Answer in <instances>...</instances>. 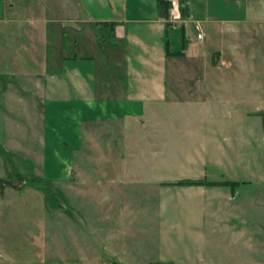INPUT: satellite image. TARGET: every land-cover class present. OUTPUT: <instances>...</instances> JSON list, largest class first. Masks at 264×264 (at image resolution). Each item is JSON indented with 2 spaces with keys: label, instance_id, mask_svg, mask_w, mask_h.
<instances>
[{
  "label": "rangeland",
  "instance_id": "obj_1",
  "mask_svg": "<svg viewBox=\"0 0 264 264\" xmlns=\"http://www.w3.org/2000/svg\"><path fill=\"white\" fill-rule=\"evenodd\" d=\"M79 2L17 0L24 34L32 31L31 20L43 21L51 29L63 25L55 21L83 16L78 15ZM88 12L97 16L100 11ZM73 42L72 52L88 54L79 34ZM249 53L245 62L250 61ZM262 69V73L232 74L229 84L221 82L222 88L214 90L208 106L197 104L192 94L194 74L188 72L180 85L168 84L167 106H150L144 117L133 122L99 123L109 127L107 135L99 137L92 129L77 137L75 130L68 132L63 116L53 122L46 115L42 122V106L40 115L35 106L25 107L24 117L18 118L22 129L17 140L22 147L18 152L10 148L8 139L14 132L9 127L4 137L8 147L0 146V264H102L108 260L117 264H264V246L255 250L250 246L254 242H248L245 250L224 249L231 239L222 229V203L209 192L199 194L176 184L184 179L228 181L225 178L231 175L241 179L243 170L237 160L221 162L226 168L223 174L215 170L216 160L202 151L199 143L211 140L210 132L218 131V126L230 131L237 126L241 134L246 132L247 149L252 147V156L259 157L261 147L257 149L250 130L259 131L264 119L242 112L245 106L250 110L264 103ZM256 79L260 86L255 87ZM260 108L264 110V104ZM233 113L238 115L224 118ZM37 120L46 127L44 131L36 130ZM92 124L96 125L88 123V128ZM15 142L10 140L11 145ZM201 158L202 169L195 164ZM251 174L247 169L246 176ZM235 192L253 199L261 193L256 215L248 202L240 214L246 220L248 241H254L252 235L260 240L258 222H262L264 243V185L238 186ZM213 211L220 216H203ZM129 245L134 249H127Z\"/></svg>",
  "mask_w": 264,
  "mask_h": 264
},
{
  "label": "crops",
  "instance_id": "obj_2",
  "mask_svg": "<svg viewBox=\"0 0 264 264\" xmlns=\"http://www.w3.org/2000/svg\"><path fill=\"white\" fill-rule=\"evenodd\" d=\"M180 1L185 13L177 26L158 16L156 0H81L76 8L78 15L83 16L71 19L70 15L66 20H54L63 25L51 29L43 21L31 20L32 31L24 34L21 26L24 20L18 18L20 6L17 0H0V146L5 150L8 147L4 137L5 129L9 127L14 132L8 139L10 148L18 152L22 147L17 140L18 131L22 129L18 118L24 117L25 107L35 106L40 115L42 106V122L46 115L53 122L57 116H63L64 126L70 134L75 130L77 137L83 138V134L91 129L99 137L109 131L108 126L99 123L133 122L144 117L150 106H167L166 102L170 100L166 92L168 84L180 85L188 72L194 74L196 88L192 94L197 104L207 106L214 99V90L222 88L221 82L227 81L224 86L229 84L232 74L262 73L264 0ZM169 2L178 9V0ZM89 9L100 12L92 16ZM198 32L200 38L197 39ZM78 34L84 39L88 54L72 52L73 36ZM165 44L173 55L164 53ZM248 53L250 61L245 62ZM261 84L256 83L255 87ZM223 99L228 102L225 97ZM263 104L250 110L245 106L243 116L257 117L255 113ZM237 115L227 114L224 118L229 120ZM88 123L96 125L88 128ZM215 128L218 131L210 132L211 140L199 143L202 151L211 160H216L215 170L223 171V174L226 168L221 162L237 160L243 175L239 180L226 175L228 178L225 179L235 182L233 185L186 188L192 192L197 190L199 194L209 192L213 199L222 203V229L231 239L224 244L225 250H245L248 242H254L250 246L255 250H262V222H258L260 240L252 235L254 241H248L246 220L240 214L242 205L248 202L256 215L257 209H261V193L253 199L239 197L235 190L238 186L264 185V127L260 124L259 131L250 130L257 149L261 147L259 157L252 156V147L247 149L246 132L241 134L237 126L235 131L223 126ZM42 129L44 131L46 127L42 128L37 120L36 130ZM12 138L16 142L11 145ZM50 146L54 148V142ZM231 153L235 157L228 159L226 154ZM203 163L202 158L195 160L200 169ZM247 169L252 176H246ZM203 216L215 218L220 215L213 211ZM127 249H134V245ZM166 263L158 261V264ZM102 264L117 263L108 260Z\"/></svg>",
  "mask_w": 264,
  "mask_h": 264
},
{
  "label": "trees",
  "instance_id": "obj_3",
  "mask_svg": "<svg viewBox=\"0 0 264 264\" xmlns=\"http://www.w3.org/2000/svg\"><path fill=\"white\" fill-rule=\"evenodd\" d=\"M157 3V10H158V16L161 19H166L167 17V9L169 7V0H156ZM178 12H179V16L183 17L184 13H185V9L183 8V2H181L180 0H178ZM182 30V29H181ZM180 39L181 42H183V34L182 31L180 33ZM164 53L166 55H173V53H170L167 49V46L165 44L164 46ZM256 115L260 116L261 119H264V110H259L255 113ZM176 184L180 185V186H197V185H202V186H223V185H233L235 184V182H230V181H220V182H214V181H207L205 179L202 180H190V179H184L181 181L176 182Z\"/></svg>",
  "mask_w": 264,
  "mask_h": 264
},
{
  "label": "built area",
  "instance_id": "obj_4",
  "mask_svg": "<svg viewBox=\"0 0 264 264\" xmlns=\"http://www.w3.org/2000/svg\"><path fill=\"white\" fill-rule=\"evenodd\" d=\"M181 17L179 16L178 9L176 8V5L172 2H170L169 7L167 9V17L166 21L168 24L177 26L181 22ZM196 38H200V33H196Z\"/></svg>",
  "mask_w": 264,
  "mask_h": 264
}]
</instances>
